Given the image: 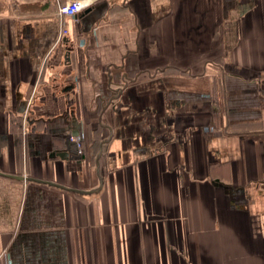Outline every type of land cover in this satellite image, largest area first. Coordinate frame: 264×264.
Returning <instances> with one entry per match:
<instances>
[{"label":"crops","instance_id":"1","mask_svg":"<svg viewBox=\"0 0 264 264\" xmlns=\"http://www.w3.org/2000/svg\"><path fill=\"white\" fill-rule=\"evenodd\" d=\"M67 1L0 0V264H264V0Z\"/></svg>","mask_w":264,"mask_h":264},{"label":"built area","instance_id":"2","mask_svg":"<svg viewBox=\"0 0 264 264\" xmlns=\"http://www.w3.org/2000/svg\"><path fill=\"white\" fill-rule=\"evenodd\" d=\"M88 4L89 2L86 0H68L59 10L65 15L75 16L79 11L85 9ZM63 32H65V29H63Z\"/></svg>","mask_w":264,"mask_h":264}]
</instances>
